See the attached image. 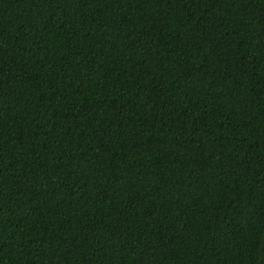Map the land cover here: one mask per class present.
Segmentation results:
<instances>
[{
  "label": "trees",
  "instance_id": "16d2710c",
  "mask_svg": "<svg viewBox=\"0 0 264 264\" xmlns=\"http://www.w3.org/2000/svg\"><path fill=\"white\" fill-rule=\"evenodd\" d=\"M0 264H264V0H0Z\"/></svg>",
  "mask_w": 264,
  "mask_h": 264
}]
</instances>
